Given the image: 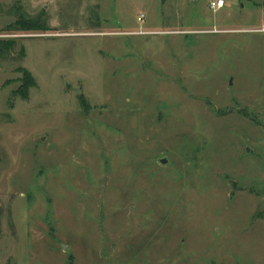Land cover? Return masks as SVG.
<instances>
[{
  "label": "rangeland",
  "instance_id": "1",
  "mask_svg": "<svg viewBox=\"0 0 264 264\" xmlns=\"http://www.w3.org/2000/svg\"><path fill=\"white\" fill-rule=\"evenodd\" d=\"M211 1L0 0V264H264V0Z\"/></svg>",
  "mask_w": 264,
  "mask_h": 264
},
{
  "label": "trees",
  "instance_id": "2",
  "mask_svg": "<svg viewBox=\"0 0 264 264\" xmlns=\"http://www.w3.org/2000/svg\"><path fill=\"white\" fill-rule=\"evenodd\" d=\"M22 30H35V31H43L46 30V27L42 23L40 19L37 20H23L20 25ZM17 44L16 40L9 39L3 40L0 39V57L5 56L11 51ZM22 55H25V48L21 49ZM19 70L22 72L23 76L21 79L20 86L13 91V97H20L23 100H28L30 97V88L37 86V80L32 74V72L25 68L20 67Z\"/></svg>",
  "mask_w": 264,
  "mask_h": 264
},
{
  "label": "built area",
  "instance_id": "3",
  "mask_svg": "<svg viewBox=\"0 0 264 264\" xmlns=\"http://www.w3.org/2000/svg\"><path fill=\"white\" fill-rule=\"evenodd\" d=\"M226 0H214L211 1V8L214 11L220 10L226 6Z\"/></svg>",
  "mask_w": 264,
  "mask_h": 264
},
{
  "label": "water",
  "instance_id": "4",
  "mask_svg": "<svg viewBox=\"0 0 264 264\" xmlns=\"http://www.w3.org/2000/svg\"><path fill=\"white\" fill-rule=\"evenodd\" d=\"M166 161H167L166 159H162V163H166Z\"/></svg>",
  "mask_w": 264,
  "mask_h": 264
}]
</instances>
